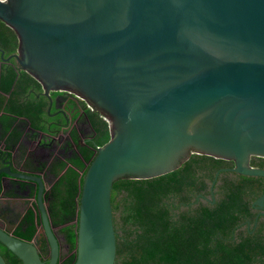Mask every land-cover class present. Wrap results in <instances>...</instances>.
<instances>
[{"label": "water", "instance_id": "obj_1", "mask_svg": "<svg viewBox=\"0 0 264 264\" xmlns=\"http://www.w3.org/2000/svg\"><path fill=\"white\" fill-rule=\"evenodd\" d=\"M0 22L18 40L6 61L49 101L51 93L73 95L109 125L82 178L73 264L115 263V181L165 175L192 154L233 163L215 173L210 204L218 174L232 172L261 178L252 206L264 210V169L250 165L264 159V0H0ZM9 164L0 175L36 188L48 257L14 227L0 225V246L20 264H57L46 180ZM7 189L1 177L0 201Z\"/></svg>", "mask_w": 264, "mask_h": 264}, {"label": "trees", "instance_id": "obj_2", "mask_svg": "<svg viewBox=\"0 0 264 264\" xmlns=\"http://www.w3.org/2000/svg\"><path fill=\"white\" fill-rule=\"evenodd\" d=\"M17 46L14 32L0 22V111L5 113L0 116V139L5 138L0 154L10 156V149L21 143L26 123L34 132L30 141L38 132L57 136L67 126L68 117L73 121L81 109L80 120L88 126L86 132L82 130L83 142L73 129L56 152L49 149L54 140H40L38 146L48 148V157L35 162L28 156L24 158L26 150L19 145L23 159L19 166L42 173L49 183L44 192L47 216L62 238L60 243L67 246V258L61 264H73L82 178L96 148L109 140V125L100 113L78 99L79 105L68 100L64 106V100H60L58 105L63 110L51 116L50 102L40 84L21 71L13 59L5 61ZM61 94L50 95L54 98ZM250 165L264 169V159L251 158ZM227 167L232 163L192 154L178 169L165 175L115 181L110 196L116 238L114 264H264V217L256 218L258 210L252 206L262 193L261 178L220 172L212 187L214 204L207 201L211 200L209 187L215 173ZM15 184L17 187L6 192L9 197L35 196L34 185ZM36 215L28 209L13 234L31 241L39 223ZM37 235L38 251L47 257L48 245L42 231ZM2 256L6 264H20L8 251Z\"/></svg>", "mask_w": 264, "mask_h": 264}, {"label": "crops", "instance_id": "obj_3", "mask_svg": "<svg viewBox=\"0 0 264 264\" xmlns=\"http://www.w3.org/2000/svg\"><path fill=\"white\" fill-rule=\"evenodd\" d=\"M7 59V58H5ZM6 61V60H5ZM6 62H9V61H6ZM8 64V63H7ZM51 97V101H49L50 103V106L48 107V111L51 110V116H56L57 114L61 113V111L63 110V106L65 105V103L68 101V100H71L70 98L68 99H63L64 100V103H63V106H59L58 103H59V100L57 98H52V96L50 95ZM73 101V100H71ZM74 102V101H73ZM79 105V104H78ZM81 109V106H79L78 110ZM4 111H0V116L1 115H4ZM67 114V113H66ZM68 115V114H67ZM80 115H82V109L80 111V114L77 118H75L73 121H71V119H69L68 117V120L66 122L67 126H64L63 128H61L59 134L57 136H51L49 135L48 133H36L35 134V139H33L34 141H30V137L32 136V133L34 132H31L30 130H28L29 132L27 133V129H30V125L29 123H26V127H25V135L21 138V145L23 146V149L26 150V153H25V156L24 158L28 156V158L32 159L33 162L37 161V160H40L42 158H45V157H48V153H47V149H44L43 147H40L38 146V144L36 143L37 139L38 140H43V138H45L46 140H54V144L52 145V147H54V151L56 152L58 150V148H60V146L62 145V143L68 139L69 137V132L73 129H75L78 133H79V137L80 139L82 140V138L84 137V134L82 132V129H87L88 126L87 124L82 120H80ZM67 117V116H66ZM20 119V118H18ZM25 122V120H23ZM27 133V134H26ZM63 135V134H67L68 137L67 139H63V140H60L58 141V137H60V135ZM62 137V136H61ZM4 140L5 138H2L0 139V152H2L4 150ZM16 145L14 148H11V153H10V156H5V155H1L0 154V170L3 169L6 165H4V162H9V166H10V169L13 171V172H19L18 170L21 168L23 169L24 171H26L27 173L29 174H32V175H35L33 173H30V172H33L32 170L30 171L29 170H25L21 165L19 166V163L18 162H21L23 159H20V154H21V151L19 149V145ZM51 146V144H50ZM49 146V149H51L52 147ZM54 152V153H55ZM2 158V159H1ZM27 158V159H28ZM43 176V175H42ZM3 177L5 179V186L6 188L9 186L8 184L11 183V187H8L7 190H9V188H14V187H17V185L15 183V181H8L6 180V176L1 174L0 175V178ZM9 182V183H8ZM47 183V186L49 188V183L46 181ZM6 191H4V198L5 201H0V213L2 212L1 209L2 207L4 206L6 209H7V218H8V215L10 214V211L12 210V208L10 209V207L14 206L17 202H13L11 199H15L17 197H9L8 195H6ZM16 193L18 191H15ZM19 198H23V199H26L27 201H29V199H27L26 197H19ZM35 198V197H34ZM22 203V202H21ZM23 203H26L27 205V202H23ZM22 214V212H21ZM20 214V215H21ZM6 217V216H5ZM5 217L3 220H1L0 222V225L3 227V228H12L14 227V230L16 228V224L11 226V227H8V225L4 224L3 221H5ZM6 218V219H7Z\"/></svg>", "mask_w": 264, "mask_h": 264}, {"label": "flooded vegetation", "instance_id": "obj_4", "mask_svg": "<svg viewBox=\"0 0 264 264\" xmlns=\"http://www.w3.org/2000/svg\"><path fill=\"white\" fill-rule=\"evenodd\" d=\"M55 98H57L59 101L60 100H63V99H68V98H70L71 100H73L76 104H79L78 102L79 101H77V99L73 96V95H70V94H66V93H63V94H61V95H58V96H56ZM84 132H86V130L87 129H82ZM84 134V133H83ZM82 142H83V140H81ZM53 148V151H54V147H52ZM230 162V161H229ZM230 163H232V162H230ZM232 167H233V163H232ZM232 167H227V168H232ZM223 169V168H222ZM30 173H33V172H30ZM36 173L37 172H35V173H33V174H35L36 175ZM46 181H47V179H45ZM10 186V185H9ZM8 186V187H9ZM10 189V188H9ZM47 190H48V188H47ZM209 190H210V187H209ZM27 199H29V198H27ZM13 202H17V203H21V202H26L27 200L26 199H23V198H15V199H13L12 200ZM24 204V205H23ZM22 205L21 204H15L14 206H12V207H10V209L12 208V210L10 211V214L8 215V218H7V212H5V214L3 215L4 217H5V221H3V223L4 224H6V225H8V227H11V226H13V225H15L16 224V227L20 224V222L22 221V219H23V217H24V215H25V213H26V211L28 210V209H32V211H37V213H38V208H37V205H36V203L34 204V206H32V207H26V203H23ZM3 208L7 211V209L3 206ZM26 210V211H25ZM257 210V209H256ZM2 211V210H1ZM21 212H22V214H21ZM25 212V213H24ZM21 214V215H20ZM24 214V215H23ZM259 215L260 216H263L264 215V210L263 209H259L258 210V214H257V216H256V218H258L259 217ZM23 216V217H22ZM37 216H38V218H37V220L39 219V223H36V229H37V225H39L40 224V218H39V213L37 214ZM22 217V219L20 220V218ZM264 217V216H263ZM7 218V219H6ZM255 220H257V219H255ZM1 221V220H0ZM35 222H37V221H35ZM1 223V222H0ZM255 223L256 222H254V225H253V228L255 227ZM247 229H248V223H247V227H246ZM38 232L39 231H42V229L40 228L39 230H37ZM38 235H35L34 236V238L33 239H35V241H36V237H37ZM59 237V236H58ZM45 238V237H44ZM59 239H62L61 237H59ZM62 241V240H61ZM37 243V242H36ZM60 246H61V254H60V257H59V259H58V262H57V264H61V263H63L65 260H66V258H67V246L66 245H63L62 243H60ZM37 250H38V247H37ZM7 251H5V250H3L2 249V247L0 246V254L2 255L3 253H6ZM39 252V251H38ZM9 253V252H8ZM40 254V253H39ZM43 258H47V257H44V256H42Z\"/></svg>", "mask_w": 264, "mask_h": 264}, {"label": "rangeland", "instance_id": "obj_5", "mask_svg": "<svg viewBox=\"0 0 264 264\" xmlns=\"http://www.w3.org/2000/svg\"><path fill=\"white\" fill-rule=\"evenodd\" d=\"M62 136V137H61ZM67 137H68V135L67 134H61L60 135V137H58L57 139H58V141H60V140H63V139H67ZM44 177V176H43ZM35 196H33V197H30L29 198V201H26L27 202V205H26V207H32V206H34V204L36 203V200H35V198H34Z\"/></svg>", "mask_w": 264, "mask_h": 264}, {"label": "built area", "instance_id": "obj_6", "mask_svg": "<svg viewBox=\"0 0 264 264\" xmlns=\"http://www.w3.org/2000/svg\"><path fill=\"white\" fill-rule=\"evenodd\" d=\"M86 107H88V106L86 105ZM88 108H89V107H88ZM89 109H90V108H89ZM34 213H35V215L38 214L37 211H34ZM36 219H37V215H36V217H35V220H36Z\"/></svg>", "mask_w": 264, "mask_h": 264}]
</instances>
